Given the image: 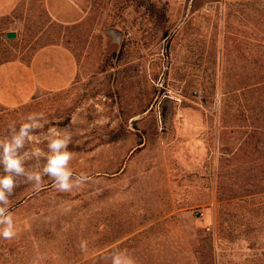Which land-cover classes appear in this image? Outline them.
<instances>
[{
    "label": "rangeland",
    "instance_id": "obj_1",
    "mask_svg": "<svg viewBox=\"0 0 264 264\" xmlns=\"http://www.w3.org/2000/svg\"><path fill=\"white\" fill-rule=\"evenodd\" d=\"M78 1L77 26L41 0L0 18V65L50 45L78 64L67 89L0 104V136L43 113L26 149L67 129L88 177L68 193L19 177L0 264H264V0Z\"/></svg>",
    "mask_w": 264,
    "mask_h": 264
},
{
    "label": "clouds",
    "instance_id": "obj_2",
    "mask_svg": "<svg viewBox=\"0 0 264 264\" xmlns=\"http://www.w3.org/2000/svg\"><path fill=\"white\" fill-rule=\"evenodd\" d=\"M46 118L43 113L30 112L17 126L11 122L7 126V135L0 136V237L10 240L17 233L13 214L9 211V198L17 187L19 177H26L34 192L39 193L44 186V177L49 178L51 186L61 193H68L75 186H81L88 179L81 173L75 179L71 162L74 153L69 150L72 136L67 129L50 127L45 134L47 151L39 147L27 150L26 146L34 141L38 130L44 127ZM43 163L41 167V158ZM36 163L29 167V161ZM82 250L86 243H81ZM112 264H135V260L116 253L111 256Z\"/></svg>",
    "mask_w": 264,
    "mask_h": 264
},
{
    "label": "crops",
    "instance_id": "obj_3",
    "mask_svg": "<svg viewBox=\"0 0 264 264\" xmlns=\"http://www.w3.org/2000/svg\"><path fill=\"white\" fill-rule=\"evenodd\" d=\"M22 1L0 0V18L12 17ZM41 4L50 20L63 26H77L86 15L78 0H41ZM77 73L78 64L68 49L61 45L43 47L30 62L15 60L0 65V104L17 108L39 92L65 90Z\"/></svg>",
    "mask_w": 264,
    "mask_h": 264
},
{
    "label": "water",
    "instance_id": "obj_4",
    "mask_svg": "<svg viewBox=\"0 0 264 264\" xmlns=\"http://www.w3.org/2000/svg\"><path fill=\"white\" fill-rule=\"evenodd\" d=\"M6 38L9 40L15 39L16 33L15 32H8V33H6Z\"/></svg>",
    "mask_w": 264,
    "mask_h": 264
}]
</instances>
